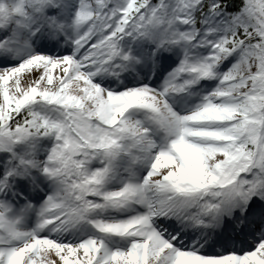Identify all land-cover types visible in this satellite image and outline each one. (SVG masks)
Masks as SVG:
<instances>
[{
	"label": "snow or ice",
	"instance_id": "obj_1",
	"mask_svg": "<svg viewBox=\"0 0 264 264\" xmlns=\"http://www.w3.org/2000/svg\"><path fill=\"white\" fill-rule=\"evenodd\" d=\"M0 264H264V0H0Z\"/></svg>",
	"mask_w": 264,
	"mask_h": 264
}]
</instances>
